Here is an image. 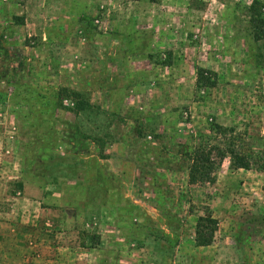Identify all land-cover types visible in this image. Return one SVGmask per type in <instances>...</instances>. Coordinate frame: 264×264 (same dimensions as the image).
I'll return each instance as SVG.
<instances>
[{"label":"rangeland","instance_id":"rangeland-1","mask_svg":"<svg viewBox=\"0 0 264 264\" xmlns=\"http://www.w3.org/2000/svg\"><path fill=\"white\" fill-rule=\"evenodd\" d=\"M252 1L0 0V142L16 172L57 194L49 215L43 198L20 202L40 222L21 214L28 226L12 232L23 234L21 264L49 245L69 264H264V171L217 156L239 137L264 150ZM200 67L215 85L198 83ZM62 87L103 112L76 114ZM202 143L217 147L216 181L191 184ZM206 210L218 229L198 246Z\"/></svg>","mask_w":264,"mask_h":264},{"label":"trees","instance_id":"trees-1","mask_svg":"<svg viewBox=\"0 0 264 264\" xmlns=\"http://www.w3.org/2000/svg\"><path fill=\"white\" fill-rule=\"evenodd\" d=\"M264 1L253 0L248 6L250 12V23L253 29V36L256 41H260L264 38ZM18 15H14V19H19ZM209 71L206 68H198V83L213 86L216 81H211L206 74ZM64 97L74 102L73 111L76 114L90 115L95 113L100 114L103 112L100 110V106L91 102L86 93L73 89L70 87H62ZM218 131L226 130L222 125H215ZM242 137H239V143L234 140H227L226 146L218 148L217 156L219 160H222L225 156L230 155L232 165L236 168L250 169L256 164L262 171H264V150H260L257 153L246 148V144L242 142ZM217 147H209V144L202 143L194 147L190 154V171L189 182L191 184H203L213 183L216 181V171L218 167V161L213 157L212 152ZM46 151H52L53 149L41 147ZM49 165L54 163V156H49ZM50 175H46V179H50ZM218 219L213 214L206 210L205 214L199 215L196 222V237L195 241L198 246H208L212 244L215 238V233L218 229Z\"/></svg>","mask_w":264,"mask_h":264},{"label":"crops","instance_id":"crops-1","mask_svg":"<svg viewBox=\"0 0 264 264\" xmlns=\"http://www.w3.org/2000/svg\"><path fill=\"white\" fill-rule=\"evenodd\" d=\"M154 3L157 2L155 1ZM173 32L174 31L171 30L169 34H174ZM161 36L166 37L165 34H162ZM173 65L174 58L170 67ZM131 76H134V74H131ZM141 85V81L135 84V86L139 88H141ZM159 96L162 100V96ZM177 112L179 113L178 110ZM158 119L159 117L157 116V113L153 110L151 113H148L147 120L150 121V124L156 125ZM153 128L154 127H152L151 130ZM6 149L7 147L0 142V264H21L24 260L23 255L26 252L23 234L21 233L14 236L12 232H14V229L28 226L27 224L22 223L24 219L20 221L21 214L24 215L23 217L26 218L25 220H31L33 224H35L36 221L38 224L39 219L36 217L38 215L34 214L35 209H31L30 211L28 205L20 204V202L22 199L26 201L29 199L41 201L40 198H43V202L46 203L44 204V207L39 205L40 210L44 215H49L52 212H56V209L53 207V202H56L54 196L57 194L56 192L54 194H49L47 187L43 188L42 185L36 184L35 182L37 181V178L34 182L26 178L23 171L16 172L11 165L13 157L6 153ZM16 180L23 182L22 188H18L19 186L16 185ZM68 217L69 216L66 217V215H63L61 216V220L69 219ZM56 253L57 252H54V248L50 245L48 247L44 246V252L41 253L39 258L35 259L34 264H69L68 255L66 253L63 251Z\"/></svg>","mask_w":264,"mask_h":264}]
</instances>
